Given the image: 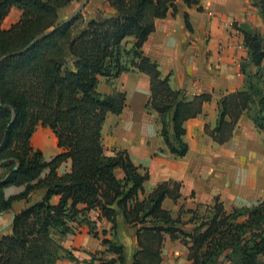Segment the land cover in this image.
<instances>
[{
	"label": "trees",
	"instance_id": "trees-1",
	"mask_svg": "<svg viewBox=\"0 0 264 264\" xmlns=\"http://www.w3.org/2000/svg\"><path fill=\"white\" fill-rule=\"evenodd\" d=\"M71 1L0 0V166L4 169L0 211L11 209L14 200L26 199L25 207L0 234V264L75 260L60 240L69 232L77 203L98 209L112 223V233L124 224L135 228L132 264H160L165 235L187 248L188 264H264V200L226 210L215 198L210 205L173 216L161 203L167 195L179 196V183L162 182L139 198L148 172L135 165L125 150L105 152L103 123L108 114L121 113L126 98L117 89L100 92L102 78L135 72L149 75L145 108L157 113L163 142L178 157L188 150L183 122L201 113L203 103L212 99L210 93L187 97L183 90L173 89L169 76H162L157 63L141 50L155 20L166 16L174 0H105L112 8L109 13L97 12L85 19L78 11L60 20V10ZM252 4L264 22V0ZM12 7L20 11L19 18L3 28L1 22ZM245 26L241 32L248 62L240 65L245 85L220 97L217 122L209 131L220 144L230 138L242 113L264 131V86L259 83L264 77V33ZM39 124L52 130L62 149L49 161L31 144ZM67 159L69 170L57 174L56 168ZM117 167L124 172L122 179L114 175ZM44 169L48 172L41 177ZM10 185H24V190L5 198L2 189ZM35 191H42V196L30 199ZM52 195L60 197L56 205L49 202ZM186 212L190 218L183 220ZM187 222L193 224L191 231L181 228ZM102 242L115 257L91 254L87 264H123L124 245L107 238Z\"/></svg>",
	"mask_w": 264,
	"mask_h": 264
},
{
	"label": "crops",
	"instance_id": "crops-1",
	"mask_svg": "<svg viewBox=\"0 0 264 264\" xmlns=\"http://www.w3.org/2000/svg\"><path fill=\"white\" fill-rule=\"evenodd\" d=\"M252 1L174 0L166 16L155 20L154 30L141 47L143 54L157 63L161 75L169 76L173 89L183 90L187 97L201 93L212 95L211 101L203 103L201 113L183 122V140L188 146L184 156L169 152L159 133L157 114L143 111L150 95L149 75L135 72L116 78L126 94L125 106L120 114L107 115L101 130L102 138L107 123L114 121L111 144L125 150L135 165L148 172L139 198L162 182L180 184L179 196L173 199L167 195L161 203L162 208L173 216L180 210L192 211L210 205L215 198L226 210L250 207L264 200V131L255 126L247 113H242L226 142L217 143L209 136L217 122L220 97L245 85L240 65L248 62V49L241 28L244 25L257 30L261 28L260 32L264 33V23ZM77 2L73 0L64 8L75 9L77 5L74 3ZM84 10L90 12L91 17L97 12L109 13L112 8L105 0H88ZM19 15L20 11L12 7L1 26L8 28ZM248 68L254 70L253 65ZM56 141L52 130L40 124L31 136V144L41 150L46 161L62 151ZM104 149L106 152L105 146ZM69 168L70 160L67 159L56 168V172L62 175ZM47 172L44 169L41 177ZM3 173L0 166V179ZM114 175L122 179L124 172L117 167ZM23 190L24 185H10L2 192L7 198ZM42 193L31 192L29 197L40 198ZM59 198V195H52L49 202L56 205ZM25 205L26 199L21 198L11 203V209L0 211V234L7 231L13 215ZM75 208V218L68 222L69 232L60 243L76 259L62 257L54 264H87L91 254L100 252L103 254L96 257L114 258V254L106 251L102 242L105 238L122 243L123 264H132V253L137 247L134 227L124 224L121 230L112 233V223L101 216L98 209H87L83 203H77ZM189 218L190 213L182 214L183 220ZM187 225L190 227L186 228ZM181 228L191 231L193 224L187 222ZM187 254V248L178 239L165 235L160 264H188Z\"/></svg>",
	"mask_w": 264,
	"mask_h": 264
},
{
	"label": "rangeland",
	"instance_id": "rangeland-1",
	"mask_svg": "<svg viewBox=\"0 0 264 264\" xmlns=\"http://www.w3.org/2000/svg\"><path fill=\"white\" fill-rule=\"evenodd\" d=\"M84 0H78V2H77V4H75L74 3V5L76 6L75 7V9L73 10V9H65V8H62L61 10H60V12H59V19L61 20V19H63V18H65V17H67L69 14H71L73 11H75L76 10V8L77 7H79L80 5H81V3L83 2ZM88 2V1H87ZM87 2L82 6V8H81V13L83 14V16H84V18L85 19H88V18H90L89 17V14H91L90 12H85V10H84V8H85V6H86V4H87ZM73 10V11H72ZM82 10H83V12H82ZM262 19V18H261ZM263 21V20H262ZM264 23V22H263ZM247 26V25H246ZM245 26V27H246ZM248 28H251V27H249V26H247ZM260 30H258V31H261V28H259ZM150 81V80H149ZM244 81H245V79H244ZM253 81H257L256 79H253ZM259 83H261V86H264V77L259 81ZM113 89H117V90H121V91H123L124 92V90H122V88H121V86H120V84H119V81L118 80H116V78H102L101 80H100V83H99V85H98V90L100 91V92H103V93H109V92H111ZM125 93V92H124ZM184 95H186V94H184ZM150 96V95H149ZM187 96V95H186ZM125 98H126V94H125ZM149 99V98H148ZM148 101V100H147ZM147 101L145 102V104H144V106H143V111L145 112V114H153L155 111H152V110H147L146 108H145V105H146V103H147ZM123 110V109H122ZM156 113V112H155ZM120 114V113H119ZM157 114V113H156ZM116 115H118V114H116ZM157 121H158V116H157ZM158 123H159V121H158ZM115 126V122L113 121L112 123H110V121L107 123V125H106V127H105V130H104V136H103V138H102V140H103V144H104V146H105V148H106V153H115V151L116 150H121V149H118V148H115L112 144H111V142H110V140H111V138H110V136H111V133H112V129H113V127ZM47 155L48 154H50V153H46ZM109 155H112V154H109ZM186 228L188 227H190L189 225H187V226H185Z\"/></svg>",
	"mask_w": 264,
	"mask_h": 264
},
{
	"label": "water",
	"instance_id": "water-1",
	"mask_svg": "<svg viewBox=\"0 0 264 264\" xmlns=\"http://www.w3.org/2000/svg\"><path fill=\"white\" fill-rule=\"evenodd\" d=\"M87 1H88V0H84V1L81 3V5L76 9L75 13L78 12V11H80L81 8H82V6H83ZM14 168H15V167H14ZM14 216H15V215H13V218H14Z\"/></svg>",
	"mask_w": 264,
	"mask_h": 264
}]
</instances>
